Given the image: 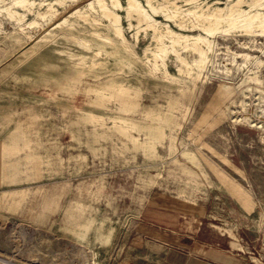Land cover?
<instances>
[{
  "label": "rangeland",
  "instance_id": "1",
  "mask_svg": "<svg viewBox=\"0 0 264 264\" xmlns=\"http://www.w3.org/2000/svg\"><path fill=\"white\" fill-rule=\"evenodd\" d=\"M90 1L36 5L22 20L0 11V255L15 264H112L128 221L155 198L200 211L246 264H264V129L251 126L264 125V36L217 35L209 78L179 73L172 59L165 73L144 53L155 43L149 32L136 37L120 11L125 40L115 36ZM141 2L149 11L169 4ZM155 17L163 30L203 32ZM30 20L40 25H24ZM222 82L235 86L230 99L215 96ZM247 85L263 91L245 95ZM239 185L250 200L236 197Z\"/></svg>",
  "mask_w": 264,
  "mask_h": 264
},
{
  "label": "bare ground",
  "instance_id": "2",
  "mask_svg": "<svg viewBox=\"0 0 264 264\" xmlns=\"http://www.w3.org/2000/svg\"><path fill=\"white\" fill-rule=\"evenodd\" d=\"M66 1L54 0L46 2V0H42L37 2L36 0H12L9 4L3 6L0 11H6L8 13L7 15L11 18L22 20L26 17V11H34V6L36 5L47 4L48 9H54V3L65 5L67 3ZM147 1L150 3V0ZM185 1L187 4H191V6L181 8L176 1L172 0H168L169 4L161 6H155L150 3L151 11L145 8L141 0H125V3L122 0H91L88 6L107 19L112 25L114 35L123 40L125 38L120 11L125 12L129 26L138 29L136 31V37H138L141 29L149 32L155 43L153 46L149 45L146 47L144 53L147 55L150 53L148 55L149 62H152L154 68L161 69L165 73H169L168 64L172 59L175 61V67L179 73L190 77L209 78L212 75L211 65L213 54H216L215 47L217 42L215 37L217 35H243L249 37L252 34H259V36H264V0H215L213 3L205 0ZM244 3L247 4L246 7L243 6ZM15 7L21 8L24 12L19 11ZM77 12H79L80 16L87 18L88 14L80 10H77ZM157 13H161L168 19L173 20L181 29L187 26V21L189 20L192 24L191 27L197 26L203 32L192 34L182 33L170 27H166V30L160 29L158 24L160 21L155 17ZM37 15L44 21L50 20L52 16V14L41 10H37ZM24 25L35 27L39 26L40 22L30 20ZM94 33L101 35L97 31ZM103 39L106 42L110 41V37L108 36H104ZM246 43L245 41H241L240 45L246 47L248 46ZM100 52V50H97V53ZM233 53L236 56L243 57L245 60L257 57L249 51H233ZM257 61L261 63L262 60ZM223 71L230 75V68ZM248 76L253 81H260L257 73L249 74ZM254 89L260 92L263 91L259 86L250 87L247 85L243 88V93L246 95L249 90L253 91ZM234 93L235 86L227 82H222L215 96L230 99ZM245 104L246 102L243 100L242 105ZM227 111V108H221V112L227 113ZM247 118L249 116L237 115L233 119L245 120ZM251 126L264 129V125L259 123V121L255 122V120ZM236 185L238 186L237 183ZM236 190L235 195L241 202L250 200L248 192L242 185H239V188Z\"/></svg>",
  "mask_w": 264,
  "mask_h": 264
},
{
  "label": "crops",
  "instance_id": "3",
  "mask_svg": "<svg viewBox=\"0 0 264 264\" xmlns=\"http://www.w3.org/2000/svg\"><path fill=\"white\" fill-rule=\"evenodd\" d=\"M203 216L183 202L147 201L128 221L124 245L112 264H246L242 253L204 224Z\"/></svg>",
  "mask_w": 264,
  "mask_h": 264
},
{
  "label": "built area",
  "instance_id": "4",
  "mask_svg": "<svg viewBox=\"0 0 264 264\" xmlns=\"http://www.w3.org/2000/svg\"><path fill=\"white\" fill-rule=\"evenodd\" d=\"M262 245L264 246V237L262 238ZM248 256L250 261L256 262L255 259H251V255ZM245 259L248 260V258ZM0 264H15V262L9 257L0 255Z\"/></svg>",
  "mask_w": 264,
  "mask_h": 264
}]
</instances>
